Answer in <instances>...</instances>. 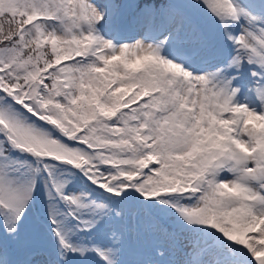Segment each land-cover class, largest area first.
<instances>
[{"label":"snow or ice","instance_id":"1","mask_svg":"<svg viewBox=\"0 0 264 264\" xmlns=\"http://www.w3.org/2000/svg\"><path fill=\"white\" fill-rule=\"evenodd\" d=\"M130 204L264 264V0H0V264L33 219L36 264H175L124 259Z\"/></svg>","mask_w":264,"mask_h":264},{"label":"rangeland","instance_id":"2","mask_svg":"<svg viewBox=\"0 0 264 264\" xmlns=\"http://www.w3.org/2000/svg\"><path fill=\"white\" fill-rule=\"evenodd\" d=\"M134 3L133 0L129 1ZM127 4V2L125 3ZM123 9V8H122ZM120 9V10H122ZM211 30L214 32L213 26ZM142 34V31L134 28L132 31H128L126 33L127 36L139 38L137 33ZM190 43L197 41V39H190ZM211 41H209V44ZM134 204H130L127 206V210L129 213H132L136 209L132 207ZM132 207V209H131ZM131 209V210H130ZM125 218H127L125 213ZM144 216H142V220ZM129 225V224H128ZM132 226V222L130 224V228ZM159 225H155L156 236H157V246L158 250H162L165 252L163 257L157 255V253H151V250H148L144 243L136 241L135 245H131L128 250L125 248V256L124 259L130 262H145V261H164V262H175V264H180V262L185 258L184 253L191 250L192 237L189 233L185 231H181L177 229L176 231H171L169 229H165L163 227H158ZM39 237V238H38ZM38 238V239H37ZM37 239V240H36ZM129 239L132 240L131 236ZM15 249V252L18 256H22L23 253H26L36 247L39 250V253L32 256L31 260L33 264H36L37 261H41L46 258L47 254L50 251V241L49 238L42 227L41 223L33 219L29 222V225L25 228V230L21 233V236L17 241L11 242ZM41 248V249H39ZM9 259H15L12 255H9Z\"/></svg>","mask_w":264,"mask_h":264}]
</instances>
